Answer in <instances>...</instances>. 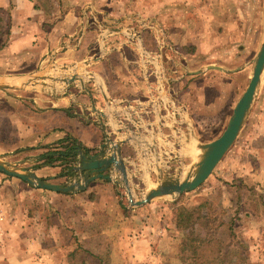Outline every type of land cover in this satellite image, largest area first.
Wrapping results in <instances>:
<instances>
[{
    "label": "rangeland",
    "instance_id": "1",
    "mask_svg": "<svg viewBox=\"0 0 264 264\" xmlns=\"http://www.w3.org/2000/svg\"><path fill=\"white\" fill-rule=\"evenodd\" d=\"M159 6L160 3L158 9ZM163 6L168 14V38L162 27L146 25L153 32V42L162 53L161 59L167 58L165 53L170 56L165 59L170 73L164 74L166 81H162L156 67L155 72L147 70L146 75L150 77L152 71L161 82L155 93L177 99L179 108L180 104L183 107L181 116L185 122L188 121L186 114L189 115L192 129L183 123L179 132L184 143L179 163L167 165L162 173L182 180L194 164L198 153L196 145L209 143L221 134L248 83L252 60L264 37V0H166ZM5 12L0 9V74L10 73L1 61V47L7 46L9 39ZM132 38L139 44L140 35L133 34ZM141 58L147 59L142 53ZM171 58L178 59L172 61ZM174 63L182 67L177 70ZM181 68L185 76L184 73L179 75ZM53 75L49 70L39 72L38 84L53 85L50 82ZM63 83L62 80L57 82L61 86ZM73 164L71 161L60 164L61 172ZM152 170L149 177L128 175L127 187L132 201L141 200L148 189L162 181L159 173ZM2 176L0 203L4 204L6 214L0 207V264H4L2 254H8L20 237L17 231L10 230L12 222L4 221L7 210L16 208L21 209L22 221L32 215L36 225L45 227L41 228L43 244L50 250L56 246L50 253L53 264H181L183 232L175 229L174 219L180 207L192 213L190 232L194 237L211 234L212 243L238 242L243 247L241 264H264V70L233 144L193 191L131 207L124 184L119 181V175H114L112 178L119 181L118 184L93 181L95 183H89L91 185L74 198L51 201L44 195L28 193L26 188L31 187L21 181ZM73 177L60 176L61 180L51 183H67ZM86 215L91 221L87 227H82L84 233H79L81 226L75 227L76 220ZM65 220H71L67 221L68 225L76 233L73 243V236L63 224ZM24 244L18 247L25 249ZM232 264L240 263L233 257Z\"/></svg>",
    "mask_w": 264,
    "mask_h": 264
},
{
    "label": "crops",
    "instance_id": "2",
    "mask_svg": "<svg viewBox=\"0 0 264 264\" xmlns=\"http://www.w3.org/2000/svg\"><path fill=\"white\" fill-rule=\"evenodd\" d=\"M165 2L0 0V9L6 11L9 35L7 46L1 47V61L10 70L0 76L54 72L51 86L40 85L35 78H21L0 91V158L7 163H19L20 168L38 178L57 182L61 180L60 164L46 159L62 151L58 143L69 137L88 150L87 155L102 151L107 157L116 151L127 177L134 174L149 177L152 169L161 174L167 165L178 164L179 152L184 147L179 132L183 123L192 129L191 121L188 113V121H184L180 108L175 109L172 117L163 115L166 96L154 92L161 83L154 72L156 67L162 81H166L164 74L169 75L170 71L165 59L170 56L165 53L167 58L161 59L162 53L153 42V32L146 25L162 27L168 38ZM133 34L140 35L139 44L133 42ZM172 41L179 43L176 39ZM141 53L147 59H142ZM175 65L177 70L182 67ZM147 70H153L149 73L153 75L148 77ZM184 71L181 68L179 75L185 76ZM73 73L78 75L77 80L62 86L57 84ZM76 163L75 159L72 167ZM75 176L78 175L74 173ZM2 179L0 174V182ZM26 189L51 201L78 195ZM17 209L7 210L8 215L4 216V221L12 222L10 230L17 231L20 237L8 254H2V262L47 264L48 260L51 263L53 254L50 253L56 246L46 249L43 227L33 222L32 215L22 221L21 209L19 212ZM40 221L38 218L37 222ZM67 221L63 224L73 236V243L76 233L70 230L72 226ZM90 221L87 215L76 220L75 227L81 226L78 232L84 233L82 227H87ZM20 243H26L25 249L18 247Z\"/></svg>",
    "mask_w": 264,
    "mask_h": 264
},
{
    "label": "water",
    "instance_id": "3",
    "mask_svg": "<svg viewBox=\"0 0 264 264\" xmlns=\"http://www.w3.org/2000/svg\"><path fill=\"white\" fill-rule=\"evenodd\" d=\"M219 70L218 68H214ZM264 70V37L252 60L251 74L248 83L236 101L231 110V114L227 120L226 126L221 134L213 141L205 144H197L196 159L189 174L182 180L174 177L164 176L162 173L158 175L162 181L155 187L150 188L145 193L144 197L139 201H132L130 191L127 187V175L123 162L118 157L117 152L104 156V152H99L95 155H84L81 151H77V165L71 170L78 176L71 178L67 183L53 184L45 179L38 178L31 172H27L19 167V163H7L0 158V174L15 178L27 186L52 192L55 194H74L82 192L87 185L95 180H103L113 184H118L119 181L124 184L127 194V202L131 207H139L148 204L151 200L161 197H178L184 193H188L196 189L211 173L213 168L225 154V152L233 144L239 130L241 129L249 109L254 100L260 77ZM40 76H0V91L10 88L8 84L14 83L19 79L26 78L27 80L37 79ZM77 80L76 76L63 79L64 83H71ZM109 170H114L119 174V181H116L109 175ZM108 172V174H106Z\"/></svg>",
    "mask_w": 264,
    "mask_h": 264
},
{
    "label": "trees",
    "instance_id": "4",
    "mask_svg": "<svg viewBox=\"0 0 264 264\" xmlns=\"http://www.w3.org/2000/svg\"><path fill=\"white\" fill-rule=\"evenodd\" d=\"M58 145L63 147L62 151L54 152L56 156L47 157V161H58L59 164H65L69 161L73 163L75 162L77 151H81L84 155L89 153L88 150L69 137L64 138ZM71 168L67 167L64 169L65 171L63 173L60 172L59 177L74 176ZM8 179L11 178L8 177ZM174 219L175 229L178 232H183L184 253L179 258L181 264H232L233 257L240 264L244 262V258L240 254L243 248L240 243L235 242L228 245L212 243L211 234H206L204 238L194 237L190 232L191 225L193 224L192 213L186 209L182 207L177 208L174 213Z\"/></svg>",
    "mask_w": 264,
    "mask_h": 264
},
{
    "label": "built area",
    "instance_id": "5",
    "mask_svg": "<svg viewBox=\"0 0 264 264\" xmlns=\"http://www.w3.org/2000/svg\"><path fill=\"white\" fill-rule=\"evenodd\" d=\"M176 108L177 109L179 108V104H178L177 99H174L170 95H166V103H165V107H164V109H166V110H164L163 115L168 114L169 117H172L173 115H175V112H176L175 109ZM180 109L183 112L182 106H180ZM0 219H1V217H0Z\"/></svg>",
    "mask_w": 264,
    "mask_h": 264
},
{
    "label": "bare ground",
    "instance_id": "6",
    "mask_svg": "<svg viewBox=\"0 0 264 264\" xmlns=\"http://www.w3.org/2000/svg\"><path fill=\"white\" fill-rule=\"evenodd\" d=\"M196 150V149H195ZM197 151V150H196ZM199 153V151H197ZM113 174L118 176L119 174L116 171H113Z\"/></svg>",
    "mask_w": 264,
    "mask_h": 264
}]
</instances>
